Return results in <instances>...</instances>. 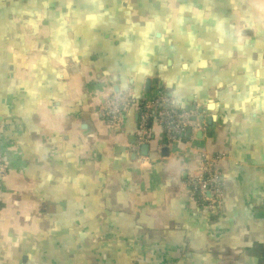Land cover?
I'll return each instance as SVG.
<instances>
[{"label":"crops","instance_id":"obj_1","mask_svg":"<svg viewBox=\"0 0 264 264\" xmlns=\"http://www.w3.org/2000/svg\"><path fill=\"white\" fill-rule=\"evenodd\" d=\"M259 28L264 0H0V149L19 172L0 264H264ZM132 86L211 125L173 148L156 126L141 166L137 112L96 116ZM205 154L224 158L218 213L185 188Z\"/></svg>","mask_w":264,"mask_h":264},{"label":"built area","instance_id":"obj_2","mask_svg":"<svg viewBox=\"0 0 264 264\" xmlns=\"http://www.w3.org/2000/svg\"><path fill=\"white\" fill-rule=\"evenodd\" d=\"M137 112L138 125L133 152L141 166L147 164V157L142 153L149 145L159 126L169 148L175 147L185 139L188 129L207 132L209 126L206 113L194 107L183 109L176 105L166 89H161L156 97L141 103L135 100L133 86L125 91L110 89L99 104L98 114L107 122L110 129L118 126L121 117L133 111ZM222 156L205 154L199 171L187 178L185 188L192 201L197 202L211 213L221 211L225 198ZM11 169L0 149V179Z\"/></svg>","mask_w":264,"mask_h":264},{"label":"trees","instance_id":"obj_3","mask_svg":"<svg viewBox=\"0 0 264 264\" xmlns=\"http://www.w3.org/2000/svg\"><path fill=\"white\" fill-rule=\"evenodd\" d=\"M258 38L257 40L255 41V46L258 47V50L260 52V56H258L256 58L257 60V69L261 70L262 72H264V32L262 33L260 31V28H259V33L257 34ZM96 116L98 118H101L102 120H104L99 114L98 112H96ZM121 122H122V119H121ZM10 175H15L18 176L19 175V172L16 171V170H13V169H10L8 171V174L4 177V178H1L0 179V187L4 184L3 181H5Z\"/></svg>","mask_w":264,"mask_h":264},{"label":"water","instance_id":"obj_4","mask_svg":"<svg viewBox=\"0 0 264 264\" xmlns=\"http://www.w3.org/2000/svg\"><path fill=\"white\" fill-rule=\"evenodd\" d=\"M209 122L211 123V120H208V123H209ZM210 123H209V124H210ZM210 125H211V124H210ZM191 131H192V129L190 128V129L188 130V133L190 134ZM167 150H168V149H167ZM147 152H148V146H145V147L143 148V154H144V155H148Z\"/></svg>","mask_w":264,"mask_h":264},{"label":"rangeland","instance_id":"obj_5","mask_svg":"<svg viewBox=\"0 0 264 264\" xmlns=\"http://www.w3.org/2000/svg\"><path fill=\"white\" fill-rule=\"evenodd\" d=\"M195 133H196V134H195V135H196V138H197V137L200 138V137L202 136V134H203V132H202L201 130H198V131H196ZM9 165H10V167H11V164H10V163H9Z\"/></svg>","mask_w":264,"mask_h":264}]
</instances>
